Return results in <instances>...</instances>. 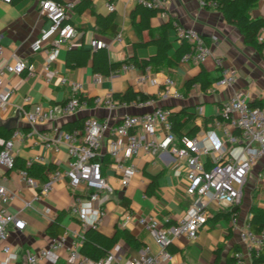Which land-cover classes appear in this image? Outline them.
Returning <instances> with one entry per match:
<instances>
[{"label":"crops","instance_id":"1","mask_svg":"<svg viewBox=\"0 0 264 264\" xmlns=\"http://www.w3.org/2000/svg\"><path fill=\"white\" fill-rule=\"evenodd\" d=\"M63 1H74L76 4L69 20L76 28V35L60 47L51 66L56 73L51 80H47L43 65L50 55V47L37 52L31 48L32 41L50 24L40 9L41 0H0V46L3 47L0 65L18 57L36 71L34 75H28L27 72L10 73L3 81L4 84L11 83L14 93L9 102L0 107V149L1 142L9 139L16 128L22 129L24 133V140L15 143V167L11 170L4 169L5 173L0 174L1 185L20 193V197L10 204V209L26 223L24 230L10 228L9 231L8 242L18 254V260L13 264H25L28 252L47 246L56 237L66 235L69 243L78 234H83L85 228L92 226L91 222L97 216L96 211L102 212L95 225L103 233L113 236L117 231L127 229L138 238L139 248H134L120 236L110 251L114 255L110 264H125L128 259L137 257L144 245H150L154 252L159 251V246L153 235L136 219H132L127 226H122L123 213L134 210L136 215L155 216L166 225L175 223L195 200V196L187 192V160L178 159L171 151H140L126 161V164H135L139 171L128 186H123L105 144L102 149L104 173L113 190L107 193L104 203L93 200L89 204L90 189L85 185L72 189L66 180L55 183L49 195L36 198L38 189L28 186L18 174V169L25 165L27 158L37 154L45 155L47 165L38 164L44 168H63L69 158L65 144L61 143L57 150L48 149L38 133L51 136L52 125L63 127L73 121L81 124L87 116H110L113 122H117L126 113H139L162 105L176 112L185 108L186 113L194 115L189 118L186 113L180 114L185 120L183 131L197 129L196 135L210 150L201 155L207 168L212 167L220 157L243 159L246 157V149L242 141L230 140L232 136L239 139L241 132L220 116V110L222 103L237 91L246 92L252 103L264 101V46L259 51L246 43L240 30L229 23L219 9L202 6L200 0H163L162 10L149 18L150 27L142 28L141 32L136 24L141 26L145 19L137 12L138 3L134 0H90L87 6H84L82 0ZM108 2L115 5L113 11L116 31L106 34L100 30L98 19L105 22L112 14L107 7ZM248 13L252 18H264V0H259ZM174 23L195 28L204 37L211 51L204 63L182 60L185 52L182 53L183 43L176 36ZM119 33L122 35L121 41L116 38ZM94 39L108 43L104 49L113 63L132 57L149 60L158 53V44L163 41H168L170 48L168 58L159 65L150 63L147 67L140 68L129 62L134 64L133 68L116 73L120 65L106 75L93 70L94 54L98 49L92 47ZM258 40L264 42V26L259 31ZM70 51L75 53L73 59L71 57L73 66L67 64ZM222 67H230L235 71L236 80L233 85H216L222 74ZM146 71H150L158 82H139L138 76ZM202 71L210 81L208 87L203 88L199 81L188 84V81L198 77ZM168 77L175 79L174 88L181 92V97L162 96ZM75 82H81L84 92L91 98L124 92L129 88L144 93L149 98L125 103L113 111L91 104L75 115L60 117L57 110L70 96ZM36 103L55 108L57 117L48 125L38 126L35 131L19 115V107L30 109ZM179 143L178 140L177 144ZM32 175L39 182H43L46 176L45 171L44 177H40L39 172H33ZM154 179L156 186L148 193ZM76 196L83 198L81 208L88 216L85 228L83 220L71 211ZM26 201L31 204L27 205ZM233 206L209 203L211 215L200 228L197 239L189 240L181 236L171 245L174 249V261L179 264H235V251L243 249L239 229L252 217L254 208L264 211V156L258 158L250 170L236 214L230 213ZM219 212L222 213L221 216L212 219ZM58 217L63 232L54 235L49 228ZM60 254L57 264H65L66 249H62ZM4 257L0 252V260ZM38 264L48 262L42 259Z\"/></svg>","mask_w":264,"mask_h":264},{"label":"built area","instance_id":"2","mask_svg":"<svg viewBox=\"0 0 264 264\" xmlns=\"http://www.w3.org/2000/svg\"><path fill=\"white\" fill-rule=\"evenodd\" d=\"M11 2L12 0H4ZM144 6L160 8L163 0H134ZM202 6L217 8V0H200ZM74 1L41 0L40 9L50 21L47 28L43 29L31 43L34 52L50 47V55L43 65V73L47 80L55 75L52 63L56 59L60 47L71 41L76 35L75 26L69 21L75 8ZM109 10L113 11L115 5L107 3ZM176 36L185 41L188 50L182 56V60L194 63H204L210 56V48L204 37L195 28L174 23ZM122 40L119 33L116 37ZM216 39L217 37L214 36ZM94 48H106L108 43L103 40L92 41ZM3 47L0 46V56ZM134 67V64L125 62L116 73H122ZM27 72L34 75L36 71L23 59L15 57L12 62L0 65V107L9 102L14 93L11 83L4 84V78L10 73L21 74ZM99 76V75H98ZM139 82L158 80L150 71L143 72L138 76ZM65 80V79H63ZM98 80V77L95 79ZM236 80V73L230 67H222V74L216 85L231 86ZM175 79L168 77L165 80V88L162 91L164 98L182 96L175 89ZM26 100H29L27 98ZM150 103V101H144ZM105 107L113 111L125 103L116 99L112 93L89 97L84 92L81 82L72 85L71 94L62 103L59 110L60 117H69L90 107V105ZM56 109L44 106L41 103L33 104L30 109L19 107V115L36 131L38 126L48 125L57 117ZM220 116L231 125L238 128L241 137H230L231 141L240 140L246 149V157L243 159L218 158L212 167L207 168L201 159V155L209 153V148L204 145L198 135H183L177 144L178 137L173 130L170 119V108L162 105L155 106L152 110L139 113H126L117 122H113L110 116L99 118L87 116L82 123L70 130L60 125H52V135L38 133L44 141L46 148L58 149L59 145L65 144L68 161L65 167L45 168V180L39 182L31 173L30 169L36 164L47 165L48 159L43 154H37L27 158L25 165L18 169L19 177L28 186L37 188L36 198L45 197L54 189L55 183L66 180L72 189L85 185L90 189L88 203L99 200L101 203L108 197V192L113 188L109 184L104 173L102 162V149L107 144V151L113 159L120 181L123 186H128L139 169L135 164H126V161L140 153H163L171 151L178 159L187 160L186 178L188 180L187 192L195 196L193 204L173 224L166 225L151 215H136L134 210H127L121 218L122 226H127L132 219L141 224L154 237L159 246V251L154 252L150 245H144L137 257L128 259L125 264H179L174 261V255L168 245L175 242L179 237L185 236L189 240L198 237L200 228L208 221L210 211L209 203L220 206H233L240 203L243 197V186L256 160L264 156V101L260 105L252 106L248 95L244 91H237L226 99L221 106ZM219 123V122H218ZM159 135H161L159 137ZM24 133L16 128L13 135L1 142L0 149V174L5 170L15 167V143L23 141ZM106 192L105 194H103ZM20 197L16 189H11L0 184V252L5 255L0 264H13L18 260V254L12 250L8 242L10 228L24 230L25 221L16 212L11 211L10 204ZM83 198L76 196L71 211L83 220V228L88 225V216L81 208ZM30 205V201H26ZM96 219L91 222L96 226L102 212L96 211ZM240 241L243 249L234 253L235 264H264V227L255 232L247 220L239 229ZM83 234L68 243L67 236L62 235L52 240L50 244L27 253L25 264H38L42 259L48 264H57L61 258V250L66 249L65 264H110L114 255L109 253L105 258L94 261L81 252ZM263 259L255 261L256 259ZM181 264V263H180Z\"/></svg>","mask_w":264,"mask_h":264},{"label":"trees","instance_id":"3","mask_svg":"<svg viewBox=\"0 0 264 264\" xmlns=\"http://www.w3.org/2000/svg\"><path fill=\"white\" fill-rule=\"evenodd\" d=\"M218 5L217 9H219L225 16L226 20L231 23L232 25L236 26L240 32L243 34L245 42L248 44H251L255 46L259 51L262 50L264 46V42H261L258 40V34L261 28L264 26V18H252L248 11L250 8L257 5L259 0H217ZM82 3L84 6H87L90 4V0H82ZM137 12H140L143 16L144 23L141 24V26H138L136 24V27L138 28V31L141 32L142 28L144 27H150L149 26V18L159 12L160 8H152L142 5L141 3L137 4ZM112 14L106 18L105 22H102L100 19H98V22L100 23V30L103 33H110L116 31V25L114 23V11H111ZM182 49L183 52H186L188 49V45L185 41H182ZM170 48V43L168 41H163L158 44V53L151 57L149 60H137L135 57H132L130 59H126L122 62L113 63L110 62L108 58V54L104 48H98L97 51L94 54V63H93V70L95 72H99L102 74H110L113 70L117 69L120 65H122L125 62H133L135 65L139 66L140 68L147 67L150 63H153L155 65H159L162 63L166 58H168V50ZM75 53L72 51L69 52V55L67 57V64L68 66H73V55ZM72 55V56H71ZM72 57V59H71ZM168 62H170L168 60ZM199 81L202 85V87H208L210 84V81L208 79V76L204 74V71L192 80L188 81V84ZM113 96L118 99L122 103H130L132 101L137 100H147L149 98L148 95L136 92L133 89L129 88L124 92L120 93H113ZM262 102L259 103H252V106L260 105ZM186 109H182L181 112H176L170 108V119L173 124V130L178 137V140L181 139L183 135H190L194 136L197 133V129L194 128L193 130L189 132H184L183 127L185 126V120L180 116L182 113H186ZM188 114V113H186ZM189 115V118H192L194 115ZM78 121L68 122L63 125L64 129H72L74 127L79 126ZM17 160L15 159L14 164H16ZM103 162V161H102ZM44 171L45 168L41 165H34L30 169V173L33 174V172H39L40 177H44ZM156 186L155 179L151 182L147 192L151 193V189ZM238 212V206L235 205L231 209V214H236ZM222 213H217L212 217V219H216L217 217L221 216ZM60 218H56L54 222L50 225V230H52V233L54 235H58L59 233L63 232V227H61L59 223ZM248 221L251 224L252 229L255 232H259L264 227V211L259 208H254V212L252 217L248 219ZM120 236H123L125 240L134 248L140 247V242L138 238L132 234L129 230L123 229L122 231H117L113 236H109L102 231H100L96 226H90L84 229L83 231V239H82V245H81V252L93 259L94 261H99L100 259L105 258L107 255H109L111 249L115 246V244L118 242ZM174 243V242H173ZM169 244L168 248L172 252L174 249L171 247L173 244ZM263 259H256L255 261H261Z\"/></svg>","mask_w":264,"mask_h":264}]
</instances>
